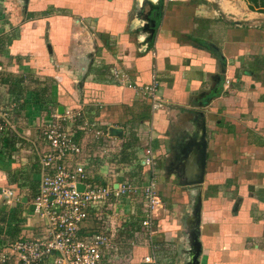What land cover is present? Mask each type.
Returning <instances> with one entry per match:
<instances>
[{
    "label": "crops",
    "instance_id": "obj_1",
    "mask_svg": "<svg viewBox=\"0 0 264 264\" xmlns=\"http://www.w3.org/2000/svg\"><path fill=\"white\" fill-rule=\"evenodd\" d=\"M252 6L0 0V106L17 105L0 148L2 236L44 235L32 205L48 151L41 128L72 109L83 153L66 163L114 188L153 180L162 201L148 217L141 196L121 200L117 264H264V12ZM154 82L158 110L140 93Z\"/></svg>",
    "mask_w": 264,
    "mask_h": 264
},
{
    "label": "built area",
    "instance_id": "obj_2",
    "mask_svg": "<svg viewBox=\"0 0 264 264\" xmlns=\"http://www.w3.org/2000/svg\"><path fill=\"white\" fill-rule=\"evenodd\" d=\"M3 71L0 63V72ZM129 87L136 88L132 85ZM157 91L155 82L140 89V93L149 99L153 110L163 107ZM16 107V104L0 106V143L12 137L15 126L11 115ZM79 116L80 113L75 110H66L63 115L56 113L42 126L41 133L47 141L48 151L41 160V179L32 205L34 215L43 224L45 233L37 238L23 237L7 241L0 232V264H46L49 261L52 264H117L115 260H119L120 256L116 253L121 249V243L116 233L114 214L121 200L141 196L148 217L162 206L153 180L147 186L126 181L114 188L112 182H96L87 171L86 163L78 161L73 167L66 163L71 158H80L83 153L76 139L75 121ZM94 126L86 122L80 129L89 131ZM101 136L100 131L94 133L95 139ZM156 159L151 148H146L141 162L153 169ZM78 185L84 186L82 192L78 190ZM11 193L4 192L6 198H10ZM90 221L97 228L84 230V225ZM150 227V220L143 223L145 232ZM107 253L113 256L107 257ZM144 261L152 260L145 257Z\"/></svg>",
    "mask_w": 264,
    "mask_h": 264
},
{
    "label": "trees",
    "instance_id": "obj_3",
    "mask_svg": "<svg viewBox=\"0 0 264 264\" xmlns=\"http://www.w3.org/2000/svg\"><path fill=\"white\" fill-rule=\"evenodd\" d=\"M250 3L253 4L252 7H250L252 10L254 9H258V11L260 12H264V0H250ZM137 136L136 134H133V141L134 143L137 142ZM10 141V140H9ZM9 141H6L5 143H3V145H5V148L8 146ZM136 144V143H135ZM134 147V146H132ZM131 147V148H132ZM4 148V149H5ZM135 148V147H134ZM0 155H2V152L0 153ZM122 229H124V227H122ZM130 235H128V239L129 240H135L136 239V232H134L131 228H130ZM122 248V247H121ZM123 249V248H122Z\"/></svg>",
    "mask_w": 264,
    "mask_h": 264
},
{
    "label": "water",
    "instance_id": "obj_4",
    "mask_svg": "<svg viewBox=\"0 0 264 264\" xmlns=\"http://www.w3.org/2000/svg\"><path fill=\"white\" fill-rule=\"evenodd\" d=\"M63 111H64L63 108L60 107V109H59V113L62 114ZM204 158H205V157H204ZM77 188H78V190L81 191V192L84 190V186H83V185H78Z\"/></svg>",
    "mask_w": 264,
    "mask_h": 264
},
{
    "label": "rangeland",
    "instance_id": "obj_5",
    "mask_svg": "<svg viewBox=\"0 0 264 264\" xmlns=\"http://www.w3.org/2000/svg\"><path fill=\"white\" fill-rule=\"evenodd\" d=\"M1 145H3V142L0 143V148H5V147H2ZM3 151V149H0V153ZM3 154V152H2Z\"/></svg>",
    "mask_w": 264,
    "mask_h": 264
}]
</instances>
